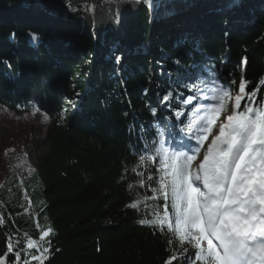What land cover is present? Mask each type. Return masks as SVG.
<instances>
[{
  "label": "trees",
  "instance_id": "trees-1",
  "mask_svg": "<svg viewBox=\"0 0 264 264\" xmlns=\"http://www.w3.org/2000/svg\"><path fill=\"white\" fill-rule=\"evenodd\" d=\"M19 1L0 0V6L13 8L0 20V107L18 116L32 112L28 97L38 87V110L49 125L46 152L35 172L22 180L11 170L16 157L8 162L10 173L0 185V258L7 257L5 264H198L189 238L181 242L174 232L170 199L173 230L167 223L139 221L163 218L165 201L152 191L159 189L162 175L158 151L166 134L178 135L175 116L184 110L182 96L219 93L223 84H230L235 96L243 77L246 93L255 91L256 96L254 101L245 97L240 110L249 103L264 105V17L244 33L229 36L221 16L206 15L202 20L210 31L195 47L191 38L178 36L171 50L161 36L159 58L129 60L123 72L108 80L99 41L89 33L84 16L91 3L77 0L84 3L73 6L74 13L56 17L77 33L87 32L75 71L72 58L44 40L34 22L26 25L17 17L27 7ZM137 11L125 41L146 50L154 35L149 2L140 0ZM32 35L38 40L33 42ZM104 39L118 50L111 36ZM153 63L163 71L153 74ZM84 77L88 81L80 80ZM186 127L181 123L179 129L186 132ZM49 228V236L41 240ZM30 240L39 247L29 248Z\"/></svg>",
  "mask_w": 264,
  "mask_h": 264
},
{
  "label": "snow or ice",
  "instance_id": "snow-or-ice-1",
  "mask_svg": "<svg viewBox=\"0 0 264 264\" xmlns=\"http://www.w3.org/2000/svg\"><path fill=\"white\" fill-rule=\"evenodd\" d=\"M147 2L151 6L152 0ZM31 40L35 42L38 37L32 35ZM247 83L242 77L234 98L230 95L231 85L223 84L219 94L212 97L219 101L218 106L205 110L201 105L200 110L205 114L197 111L189 125V131L196 129L189 139L194 138L198 146H189L187 151L169 153L164 148L158 151L162 157V175L159 189L152 191L163 197L165 211L163 218L139 221L161 226L167 223L169 230H173L167 211L170 199L175 216L174 232L181 242L191 237L198 249L196 259L207 260L208 264H264V105L253 107L249 103L240 110L245 97L255 100V91L250 94L245 91ZM260 83L264 84V80ZM231 84H235L234 79ZM170 95L166 94L163 101L167 102ZM193 98L184 100L185 107ZM233 99L226 122L217 123L220 113L228 111L227 101ZM152 112L155 115L156 109ZM214 126H218V134L212 133ZM209 135L213 138L198 168H194L193 161ZM51 231L50 228L44 231L40 239L48 237ZM201 242H206V248ZM28 247L39 246L30 240ZM43 251L47 253L48 248ZM8 252H12L11 245ZM6 259L0 258V264H5Z\"/></svg>",
  "mask_w": 264,
  "mask_h": 264
},
{
  "label": "rangeland",
  "instance_id": "rangeland-1",
  "mask_svg": "<svg viewBox=\"0 0 264 264\" xmlns=\"http://www.w3.org/2000/svg\"><path fill=\"white\" fill-rule=\"evenodd\" d=\"M46 1V0H44ZM58 3H76V5H65L66 7L58 6H49L40 5L35 1L31 0H21L19 2H23L27 7L22 6L18 11V18L26 25L33 23L35 26L39 27V29L44 34V40L54 42V46L61 54H67L76 67L79 66L77 61H79L78 57L80 54L85 52L84 46L82 43V37L86 35V31L83 33H77L74 30L70 29L64 21H57L56 17H66L67 14L74 13L72 8L73 6H78L84 1L77 0H54ZM91 3L90 8L84 13L85 17L89 19L90 29L89 33L94 38L99 41L100 45V54L103 58V62L105 63V72L107 75L105 78L108 80L111 77L118 76L123 69L126 67V63L129 60L138 61L142 60L146 56H149L153 59L159 58L160 54V42L158 38L161 36H165L166 42L169 44L171 50L175 49V41L174 39L178 37L181 40H187L189 38L192 39L191 48L195 47L196 43L200 40L201 37L205 36L210 31V27L207 22H203V18L206 15L215 14L217 12L220 14L222 19L224 20L223 31L228 33L229 36H236L238 34L244 33L249 27L256 25L258 20L261 17H264V0H242L241 8L246 14V17H249L250 24L247 26H243L240 30L231 32L229 29V21L223 14L218 10H210L209 12L199 14L198 9L192 8L191 6L195 4H199V0H189L191 6H187L185 0L176 1V3L169 4L168 1H158L152 0L151 6L149 4L150 11V26H152V30L154 35L150 36L149 41L150 45L145 50H142L138 45H131L126 43V28L129 21H133L137 18L138 15V3L140 0H137V4H135V10L127 11L125 15H122L123 12L119 13V9L121 7L120 3H115L110 0H87ZM30 3V4H29ZM167 3V5H166ZM155 4H158L157 8ZM29 6V7H28ZM166 6V7H165ZM12 7V6H11ZM167 7L170 8L168 11ZM13 8L0 6V20L8 18V15L12 14L10 10ZM177 9V10H176ZM166 10V11H165ZM176 10V11H175ZM218 10V11H217ZM104 11H107L111 16L116 15L115 19L118 20L120 24L116 26V30L123 31V37L120 40H117L115 36L112 34L111 30H107L106 33L102 32V25L109 24L110 22L106 21L105 18L101 15H104ZM180 11V12H179ZM196 17H194L195 12ZM179 12V15H185V17L181 19V23L177 22L178 17L176 13ZM158 14V15H157ZM178 14V13H177ZM194 14V15H193ZM129 16V18L124 22V17ZM189 15V16H188ZM100 16V17H99ZM155 16L158 17L157 21H155ZM99 17V18H98ZM177 17V18H176ZM60 18V19H61ZM100 20L97 21V19ZM202 20L203 26L199 24V21ZM172 24V27L170 25ZM111 26V24H110ZM121 26V27H120ZM83 35V36H82ZM111 36L112 40L117 42V51L110 48L109 45L105 43V37ZM12 36H7V39H11ZM133 48V51L131 50ZM138 48V49H135ZM125 50V51H124ZM115 51V53H114ZM124 51V53H122ZM126 55V58L124 57ZM131 55V56H130ZM119 58V59H118ZM92 63V62H91ZM163 71L161 66L153 63L152 72ZM75 72L73 77H75ZM81 81H88L87 77L81 78ZM107 81V79L105 80ZM37 88L32 89V93L28 97L29 103L32 105V112L25 115H15L9 110L0 107V185L2 184L5 177L10 173L8 170V162L12 157H16L12 171L17 173L20 179H25L32 172H35L38 168L39 158L46 152L45 147V134L49 125L48 119H45V115L39 112L38 108V96H37ZM216 94H219L215 91L200 93L196 92L193 95V100L189 102L186 106L188 108H192V110L184 111L181 115L177 116L176 120H192L194 119V114L199 111L200 115H204L205 111L200 110L201 105L206 110L208 107L218 106L219 101H214L212 97ZM234 98V95H231ZM198 98V99H197ZM183 96L180 100L184 103ZM233 100L227 101L228 111H222L220 113V121L226 122V116L231 114ZM70 103L67 102V105ZM190 122V124H191ZM196 131L195 128L192 131H189L185 136V141H190L193 146H198L195 143V139H189L193 136V133ZM213 134H218V126H214L212 128ZM213 135H209L208 140L204 142V147L201 149V152L197 154L196 159L193 161V167L198 168L199 162L203 160V154L207 150L208 144L211 142ZM170 145H166V149ZM189 243L191 245V251L196 250L194 247V243L191 241V237H189ZM202 247L206 248V243L201 242ZM198 264H208L207 260H197Z\"/></svg>",
  "mask_w": 264,
  "mask_h": 264
},
{
  "label": "bare ground",
  "instance_id": "bare-ground-1",
  "mask_svg": "<svg viewBox=\"0 0 264 264\" xmlns=\"http://www.w3.org/2000/svg\"><path fill=\"white\" fill-rule=\"evenodd\" d=\"M31 1H35L36 3L41 2L42 4H44V5L48 4L49 6H52V5L56 6L55 4H57V5L60 4L58 2H55L54 0H46V1H44V0H31ZM110 1H114L117 4H118V2H123L121 4L119 11H118L119 13H121V11H122L123 12L122 15H125L127 11H130V10L134 11L135 10V8H134L135 4H137V0H110ZM158 1H161V0H158ZM162 1H168V2H170L169 4H172V3H176V1H179V0H162ZM185 1L187 2L185 4H188L191 6V4L189 3L191 1H189V0H185ZM241 1L242 0H199L200 3L198 5L195 4L191 7L198 9L197 11L199 14L209 12L210 10L218 9L223 14V16L226 17L227 20L229 21L228 26H229V29L231 30V32H234V31L240 30L244 25L245 26L249 25L250 24L249 22H251V21H249V17L245 16L246 14L244 13V11L241 8V5H240ZM65 5H67V4H65ZM69 5H76V3H69ZM157 6H158V4H155L156 8H157ZM262 8H264V7H262ZM177 13H176V16L178 17L177 22L181 23L180 22L181 19L185 18L182 16H185V15L181 16V15H179L180 14L179 12H177ZM214 13H217V12H214ZM103 14L104 15H101V16H103L105 18V20L110 22V23L109 24L105 23L104 25H102V27H101L102 32L106 33L107 30L108 31L111 30L112 34L115 36V38L117 40H120V38L123 37V31L116 30V28H115L116 26H118V24H120V22L118 20H113V19H115L116 15L111 16L107 11H104ZM194 17H196V12H195ZM98 18H96V19H97V21L100 22V20H98ZM128 18H129V16L124 17V22ZM110 24H111V26H110ZM114 25H116V26H114ZM124 51L122 53H124ZM124 57L126 58V55ZM189 109L192 110L191 107Z\"/></svg>",
  "mask_w": 264,
  "mask_h": 264
},
{
  "label": "water",
  "instance_id": "water-1",
  "mask_svg": "<svg viewBox=\"0 0 264 264\" xmlns=\"http://www.w3.org/2000/svg\"><path fill=\"white\" fill-rule=\"evenodd\" d=\"M68 5H69V2H68Z\"/></svg>",
  "mask_w": 264,
  "mask_h": 264
}]
</instances>
